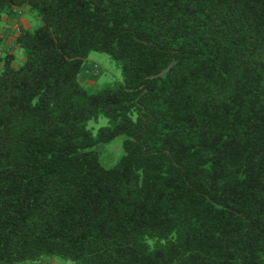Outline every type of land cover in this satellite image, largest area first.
<instances>
[{
	"label": "trees",
	"instance_id": "16d2710c",
	"mask_svg": "<svg viewBox=\"0 0 264 264\" xmlns=\"http://www.w3.org/2000/svg\"><path fill=\"white\" fill-rule=\"evenodd\" d=\"M21 8L41 24L0 54V264H264V0H0V50ZM91 52L122 79L88 90Z\"/></svg>",
	"mask_w": 264,
	"mask_h": 264
},
{
	"label": "rangeland",
	"instance_id": "374dc122",
	"mask_svg": "<svg viewBox=\"0 0 264 264\" xmlns=\"http://www.w3.org/2000/svg\"><path fill=\"white\" fill-rule=\"evenodd\" d=\"M25 20V24L30 29L36 28L41 24L39 18H35L32 14L23 11L20 19ZM19 29H22L20 25H17ZM14 49V55L16 61L13 65L18 66L24 61L23 52L21 49H15L14 45H11ZM10 49V48H9ZM121 72L117 65L111 60V58L102 52H91L86 59V67L82 68L79 74V80L90 91H96L106 83L114 80H121ZM106 124L105 118H99L97 121H90L88 127L95 133L96 130ZM122 140L123 137H118L112 142L103 145H97L96 149L100 152L101 162L103 165L110 167L119 159L122 155ZM30 264V263H25ZM37 264H45L43 261ZM47 264H74L72 261H65L59 258L50 259Z\"/></svg>",
	"mask_w": 264,
	"mask_h": 264
},
{
	"label": "crops",
	"instance_id": "0c3cea01",
	"mask_svg": "<svg viewBox=\"0 0 264 264\" xmlns=\"http://www.w3.org/2000/svg\"><path fill=\"white\" fill-rule=\"evenodd\" d=\"M25 13V11L27 12L26 8H21L18 11H16V13H14L13 15H8V16H4L3 17V26H2V35L4 38V45L3 48L0 50V54L5 51L7 53H13V47L11 46L12 44L14 45L15 49L19 50L16 46H15V37H16V32L17 29H19L17 27V25H20L22 29H27L29 28L28 25L25 24V20L24 19H20L21 14ZM10 48V49H9ZM2 63L0 62V67H1ZM45 264H47V262L43 261ZM40 263V261H39ZM25 264V263H23Z\"/></svg>",
	"mask_w": 264,
	"mask_h": 264
}]
</instances>
